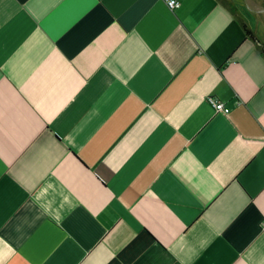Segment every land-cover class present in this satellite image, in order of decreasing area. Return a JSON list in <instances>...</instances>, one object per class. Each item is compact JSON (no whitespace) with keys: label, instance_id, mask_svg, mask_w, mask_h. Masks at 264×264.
<instances>
[{"label":"crops","instance_id":"crops-1","mask_svg":"<svg viewBox=\"0 0 264 264\" xmlns=\"http://www.w3.org/2000/svg\"><path fill=\"white\" fill-rule=\"evenodd\" d=\"M176 1L0 0V264H264V60Z\"/></svg>","mask_w":264,"mask_h":264},{"label":"trees","instance_id":"trees-1","mask_svg":"<svg viewBox=\"0 0 264 264\" xmlns=\"http://www.w3.org/2000/svg\"><path fill=\"white\" fill-rule=\"evenodd\" d=\"M218 5L223 7L232 18L238 23L240 28L242 29L244 36L247 40L253 42V44L258 49L260 55L264 60V42L260 39L256 28H253L242 13L240 8L236 5L233 0H214Z\"/></svg>","mask_w":264,"mask_h":264},{"label":"rangeland","instance_id":"rangeland-1","mask_svg":"<svg viewBox=\"0 0 264 264\" xmlns=\"http://www.w3.org/2000/svg\"><path fill=\"white\" fill-rule=\"evenodd\" d=\"M242 7L249 22L256 28L264 42V0H235Z\"/></svg>","mask_w":264,"mask_h":264},{"label":"built area","instance_id":"built-area-1","mask_svg":"<svg viewBox=\"0 0 264 264\" xmlns=\"http://www.w3.org/2000/svg\"><path fill=\"white\" fill-rule=\"evenodd\" d=\"M166 2L172 10H175L179 7V3L176 0H166ZM208 101L210 106L214 109L216 113L224 115H228L230 113V108L227 107L224 103L218 102L214 98H210Z\"/></svg>","mask_w":264,"mask_h":264}]
</instances>
